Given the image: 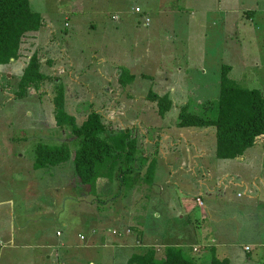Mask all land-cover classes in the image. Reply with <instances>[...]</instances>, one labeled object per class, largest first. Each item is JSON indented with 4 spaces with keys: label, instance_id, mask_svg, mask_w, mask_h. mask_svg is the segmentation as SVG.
Masks as SVG:
<instances>
[{
    "label": "rangeland",
    "instance_id": "374dc122",
    "mask_svg": "<svg viewBox=\"0 0 264 264\" xmlns=\"http://www.w3.org/2000/svg\"><path fill=\"white\" fill-rule=\"evenodd\" d=\"M29 2L44 24L29 37L23 54L38 49L40 69L51 80L15 97L28 56L0 65V264H129L130 255L144 250L158 231L172 229L157 245L179 243L173 237L179 229L200 231L202 213L209 218L202 225L205 232L218 231L210 243L214 254L228 264H244L248 240L264 237L261 137L241 156L220 159L213 127L175 123L181 105L200 111L203 101L218 98L222 65L230 67L233 83L264 95V0ZM57 84L64 90L63 109L77 124L96 110L110 139L126 132L136 139L140 150L121 162L120 170H131L123 179L103 174L94 191L78 180L77 139L68 126L55 123ZM150 89L169 94L172 105L164 115L147 99ZM40 143L68 144V160L36 169ZM198 151L209 165L191 173L189 161ZM152 159L149 184L145 172ZM240 180L253 198L237 196L245 189L233 183ZM153 193L159 194L155 200ZM157 207L165 215L153 218ZM181 245L197 264L211 258L199 237H184ZM156 251L162 256V247ZM256 256L250 264H264V256Z\"/></svg>",
    "mask_w": 264,
    "mask_h": 264
},
{
    "label": "trees",
    "instance_id": "16d2710c",
    "mask_svg": "<svg viewBox=\"0 0 264 264\" xmlns=\"http://www.w3.org/2000/svg\"><path fill=\"white\" fill-rule=\"evenodd\" d=\"M43 24V17L31 8L29 0H0V65H8L28 56L14 92L15 97H24L29 88H38L45 81L51 80L50 75L40 69L38 49L29 55L23 54L29 36ZM229 69L228 65H222L218 98L203 101L199 105L200 111L191 109L188 103L181 105L175 123L182 128L213 127L215 156L220 159L241 156L253 145L257 136L261 137V146L264 149V95L257 88L233 83L227 76ZM130 76L133 78V75ZM57 85L52 98L55 123L60 127L68 126L77 139L73 162L78 180L83 185H89L94 191L99 183L96 182L97 179H104L103 174L108 180L117 175L119 180L123 179L131 170L119 168L121 162L128 163L134 159L133 153L138 149L136 139L126 132L124 137L111 140L107 134L109 127L102 120V114L96 110L88 112L82 122L77 124L75 117L63 109L64 90L59 88L61 85ZM147 99L156 102L160 115H164L172 105L168 93L160 95L150 89ZM69 156L70 149L66 143H40L36 146L34 167L49 168L65 162ZM110 159L112 165L108 163ZM155 164V159H152L146 168L145 181L149 184L152 182ZM208 252L212 255L207 264H228L226 257L214 254V247H209ZM128 263L197 264L181 245H165L162 256L159 257L156 248L147 245L141 252L132 253Z\"/></svg>",
    "mask_w": 264,
    "mask_h": 264
},
{
    "label": "crops",
    "instance_id": "0c3cea01",
    "mask_svg": "<svg viewBox=\"0 0 264 264\" xmlns=\"http://www.w3.org/2000/svg\"><path fill=\"white\" fill-rule=\"evenodd\" d=\"M32 36L35 37L36 35L31 34L29 37H32ZM184 128H193V127H184ZM138 149L140 150L139 147H138ZM194 152H196V151H193V153ZM203 154H204V152L198 151V154H196L195 157H193L192 161H189L190 168H188V169L191 170V173H194L196 171L197 174H198V173L201 172V170L203 169L204 166H208L209 165V160ZM205 159H207L208 161L205 160ZM202 175L205 176L204 173H202ZM201 181L204 182V178H202ZM232 182L233 181H231V183ZM233 183H236L239 186H242V185L244 186L245 185L244 186L245 189H244L243 193L238 192V193H240V195H238V193H237V196H240V198H241L243 196V194L246 193L245 194L246 199H250V198H253L254 197L251 194H248L246 192L247 186H246V184H244V181L240 180L239 182H233ZM89 190H91V189H89ZM157 195H159V194L158 193H153V197H152L153 200H155L157 198ZM160 195H161V197L163 196V194H160ZM197 195H202V194L199 192ZM197 195H195V197ZM164 215H165L164 214V210L161 207L154 208V211L152 213V217L153 218H155V217L157 218V217H160V216L162 217ZM231 219H234L235 220L234 216L231 217L230 220ZM249 219L252 220V213L249 214ZM208 220H209L208 216L205 213H202L201 216H200L199 222H198V223L201 224V230L200 231H197L196 229H194L192 227H186V228L179 229V230L175 231V235H173V237H175V239H178V241H180L179 243H168V242H166V243L157 245L158 238H161V237L164 238L165 236L169 237V234H170V232H171L172 229H169V227H168L166 229V231H165L167 233L158 231L157 232L158 234L156 236H153L154 238H151L149 240L150 242L148 241L149 243L147 245L154 246L157 249V247H162L163 248L165 245H181V242L183 241L184 237H187V238L190 237L192 239H193V237H195V238H198L199 237V239L202 242V245H200V246H202V248L204 250L209 249V247H214V250H215L214 244H210V243H212L214 241V239H217V233H218V231L217 230H214V228L211 226L212 227V230L205 232V229L203 228L202 225H205V222L208 221ZM164 228L165 227H163V231H164ZM217 228H219V227H217ZM137 230H138V237L140 238L139 241L141 242V239L143 238V230H144L143 225L140 224L139 226H137ZM189 231L192 233L191 236H189ZM57 232H59V231L58 230L56 231V235L57 236L61 235L60 232H59V234H57ZM165 234H167V235H165ZM81 239H83V238H81ZM124 242L127 243L126 241H124ZM246 245H251V246L254 247V249L252 251H250V252L244 251V253L247 256L244 264H250L251 262H253V260L251 259L253 253L257 254L256 258H258V257L261 258V257L264 256V237H261L260 236L259 238H255V240H248V242H247ZM256 249H258V250H256ZM190 250L192 251V248H190ZM58 263L65 264L64 260H59L57 262V264ZM254 264H255V262H254Z\"/></svg>",
    "mask_w": 264,
    "mask_h": 264
},
{
    "label": "built area",
    "instance_id": "2783aa9c",
    "mask_svg": "<svg viewBox=\"0 0 264 264\" xmlns=\"http://www.w3.org/2000/svg\"><path fill=\"white\" fill-rule=\"evenodd\" d=\"M136 10L137 11H140V9L138 8V7H136ZM114 17V16H113ZM148 20V19H147ZM66 24V23H65ZM238 195H240V194H238ZM196 202L199 204V205H202L203 203H202V200H201V198L199 197V196H197L196 197ZM57 234H59V232H57ZM80 238H84L83 237V235H80ZM250 248H251V246L250 245H245L244 246V250L246 251V252H249L250 251ZM58 264H61V263H58Z\"/></svg>",
    "mask_w": 264,
    "mask_h": 264
}]
</instances>
